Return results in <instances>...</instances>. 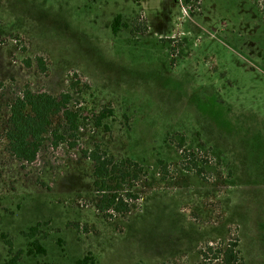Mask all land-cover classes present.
I'll use <instances>...</instances> for the list:
<instances>
[{"label": "rangeland", "instance_id": "374dc122", "mask_svg": "<svg viewBox=\"0 0 264 264\" xmlns=\"http://www.w3.org/2000/svg\"><path fill=\"white\" fill-rule=\"evenodd\" d=\"M186 1L0 0V264H264V0ZM26 90L81 117L32 165L4 137ZM96 148L128 212L98 208Z\"/></svg>", "mask_w": 264, "mask_h": 264}, {"label": "trees", "instance_id": "16d2710c", "mask_svg": "<svg viewBox=\"0 0 264 264\" xmlns=\"http://www.w3.org/2000/svg\"><path fill=\"white\" fill-rule=\"evenodd\" d=\"M121 15H118L112 23V32L117 35L121 28ZM72 97L69 94H62L59 97H54L48 93H34L31 90H26L21 97H18L10 106L9 118L7 120L5 130V140L7 141V149L10 155L18 162L32 165L37 162L40 149L45 141V138L51 135L55 140L63 141L64 138L57 135L53 131L54 120L62 116L63 120L69 124L71 130H78L80 115L69 108ZM110 113V112H109ZM108 113V114H109ZM107 113H102L97 119L98 124L108 118ZM88 159L94 165V187L101 195L100 205L98 208L106 211H115L117 213L128 212L129 205L124 196L119 195L121 182H125L127 177L123 170L121 171V182L115 183V177L118 170L122 166H126L129 160L115 162L110 157L103 158L100 155L98 148L91 150L88 154ZM162 163V161H161ZM137 177H134V179ZM131 195H127L130 197ZM38 227L34 226L29 229L27 236L30 238V243L26 254L28 256H45L46 248L36 239ZM4 238V235L2 236ZM8 253L13 254L12 246L6 243ZM23 251L17 253L14 257L7 260L5 264H20V256ZM226 262L231 264L233 255L231 250L227 252ZM40 264H56V263H40ZM76 264H97V260L91 254L79 259Z\"/></svg>", "mask_w": 264, "mask_h": 264}, {"label": "built area", "instance_id": "2783aa9c", "mask_svg": "<svg viewBox=\"0 0 264 264\" xmlns=\"http://www.w3.org/2000/svg\"><path fill=\"white\" fill-rule=\"evenodd\" d=\"M178 5H180L182 7L183 10V14L185 16H189L191 13L195 12L196 7L199 6L201 4V2L198 1H190V3L188 4L186 0H170ZM200 7H198L199 10Z\"/></svg>", "mask_w": 264, "mask_h": 264}]
</instances>
